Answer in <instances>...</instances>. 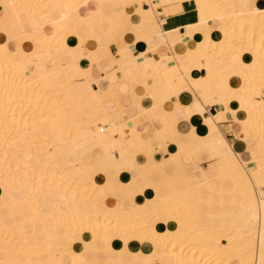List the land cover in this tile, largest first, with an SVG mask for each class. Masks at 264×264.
<instances>
[{"label":"bare ground","instance_id":"bare-ground-1","mask_svg":"<svg viewBox=\"0 0 264 264\" xmlns=\"http://www.w3.org/2000/svg\"><path fill=\"white\" fill-rule=\"evenodd\" d=\"M88 1L96 0H0V264H149V259L152 264H250L253 260L264 264V0H254L250 8L246 0H171L198 16L186 27L193 32L191 44L180 41L182 51L172 52L174 63L159 58L175 73L186 70L189 82L201 64L206 76L215 78L214 84L204 80L203 88L211 98L234 93L238 102L219 99L215 102L218 112L222 117H240L232 120L239 127L235 137L252 142L257 154L253 156L247 147L251 157L241 159L219 130L210 131L193 148L178 141L174 132L169 140L158 141V148L165 147L171 154L170 161L158 160L157 151L150 159L132 163L133 168L116 167L111 161L103 164L113 142L126 140L119 133L93 148L82 136L83 131L91 132L95 143L100 119L107 116L105 106L114 98L101 88L76 93L75 79L66 72L73 68L87 79L92 69L81 61L108 59L117 64L106 49H85L84 31H76L70 23L69 14ZM156 1L154 11L163 7L165 14L167 0ZM46 2L52 7L47 8ZM95 5L88 12L92 23L81 18L85 31L92 32L89 40L95 39L101 25L118 30L127 24L112 10ZM154 11L150 18L130 24V31L144 41L160 30L167 45L178 43L169 42L170 34L159 28ZM42 15L45 22L30 26L31 20ZM9 42L16 44L17 57L9 50ZM25 44L30 52L23 50ZM160 46L164 44L156 47ZM62 54L70 57L69 62L61 61ZM41 56L49 68L37 72L29 60L43 66ZM123 74H127L125 68ZM231 103L236 107L231 108ZM87 117L92 120L85 121ZM183 154L190 156L189 162H183ZM200 154L216 159L208 167L217 174L206 175ZM185 168L192 174H186ZM122 174L137 185L144 181L137 194L130 195V190L126 195L130 202L147 188L153 191L133 210L128 204L105 202L127 189L120 184ZM213 179L231 182L229 191H219L221 203L241 211L222 217L221 226L200 223L202 200L207 209L213 207L209 200ZM154 199L161 202L160 207L154 206ZM158 221L162 225L157 226ZM233 231L237 239L219 243L221 238L216 236ZM195 232H203V240H212L214 246L207 248L203 240L196 241ZM250 236H255V251L250 248Z\"/></svg>","mask_w":264,"mask_h":264},{"label":"crops","instance_id":"crops-1","mask_svg":"<svg viewBox=\"0 0 264 264\" xmlns=\"http://www.w3.org/2000/svg\"><path fill=\"white\" fill-rule=\"evenodd\" d=\"M95 2L107 12L112 10L117 18L127 22L128 25L126 24L118 30H112V28L101 25L94 32L95 39H92L93 41L89 40L93 36L92 32L85 31L84 23L86 22H83L81 18L84 17L92 23L93 18L90 17L88 12L95 8ZM95 2L88 1L78 11L71 12L69 14L70 23L76 31H84L82 38L85 41L88 40L84 45L85 49L94 50L97 47L106 49L107 54L117 61V64L115 66L112 65L108 59H101L100 62L95 58L85 59L79 64H87L90 70L92 69L89 78H82L79 72L73 68H69L66 75L75 79V91L78 94H88L87 92H89L90 88L92 90L101 88L105 92H111L113 95L114 99L111 100L113 102L109 101L105 106L107 116H103L100 119L101 129L95 135V143L92 140L91 132H82V136L87 140L90 148H93L95 144H104L105 138L116 139L117 133L120 134L121 139H126L120 142L116 140L113 142V150L110 154L107 153L105 155L103 164L111 161L109 164H114L116 167L133 168V164L142 162L143 159L144 161L147 158L150 159L152 153L155 154L157 151L160 152L155 156L158 160H169L170 155L167 153L166 148L159 149L158 145L160 140H169L174 135V132L179 135L178 141L185 142L187 146H199L200 140L210 131L219 130L225 142L241 159L248 160L251 157L247 147H251L250 150L253 152V156L257 154L252 142L246 144L240 138L235 137L238 134L237 130H239V127L233 124L232 120L239 116L228 114L222 117L218 112L220 109L215 102H218L219 99L227 98L230 102H238V97L234 93L230 92L226 97L220 95L218 99L209 97L207 91L203 88L204 80L208 79L211 84H214L215 78L213 76L208 78L201 64H199V71L195 73L197 76H194L189 82L186 70L177 69L175 73L170 70L167 64L159 62V58L166 57L170 64L174 63L173 53L182 51L179 42L191 44L190 36H193V32L186 27L195 22L197 14L189 11L182 4L179 9L171 0H167L168 4L166 12L164 11L165 14L163 13V7L158 6L155 11L152 8L156 6V0H151V3L149 0H136V2L131 1L130 3H123L118 0H96ZM46 7L51 8V2H46ZM153 11L156 14V19H158L159 28H165L170 34L169 42L178 43L172 46L167 45V38L160 30L150 34L151 36H147L145 40L143 39L144 41L137 39L136 35L130 31L132 30L131 25H137L140 19L150 18L153 15ZM50 15L54 17L53 10L50 11ZM96 16L100 17L99 15ZM45 21L46 16L42 15L37 20H31L30 26L34 27L39 22ZM161 44H164V46L156 47ZM8 48L12 55L17 57L16 44L9 42ZM23 50L30 52L31 48L25 44ZM75 54L78 56L80 52L77 51ZM69 60L70 57L62 54V62L66 63ZM29 61L32 68L37 72L43 70L44 67L46 69L49 68V63L45 56H41L43 66L36 59L30 58ZM124 68L127 74H123ZM158 68L164 70L165 74H158ZM62 76L60 75V79L63 78ZM109 85H112L111 88ZM262 100L264 101L263 97ZM233 103L229 105L231 108L236 107ZM224 118L226 119L225 121H223ZM169 142L171 143L172 141L165 143L170 144ZM201 156H204L203 160ZM181 159L183 162H189L190 156L183 154ZM199 160L200 166L206 175L208 177L214 176L215 172H209L208 166L215 162L216 159L208 158L207 154H200ZM95 168L97 169L98 167ZM184 172L188 175L192 174L189 168H185ZM131 173L136 174V171L132 169ZM158 177H155L157 182L160 181ZM118 178L121 186L127 189L125 191H117L114 199L105 200L107 204L110 203L109 205L114 204V202L128 204V209L133 210L136 208V203L141 204L145 197L150 198L153 194V191L147 188L144 190V194L136 195L132 203L127 200L126 195L131 192L130 195L137 194L138 185L131 181L126 174H122ZM209 187L212 190L209 200L213 207L207 209L201 199L199 211L202 213V217L200 223L202 225L211 223L214 226H221L223 224L222 217L230 216L233 212V207L226 201L221 203L222 196L219 191H229L232 188V184L228 180L213 179ZM208 212L212 216H209ZM224 224H228V219L224 220ZM159 225H162V222L158 221L157 226ZM236 234V232L233 233L234 239L238 238ZM198 236L200 237V235ZM202 242L207 248L214 246L211 240L204 239ZM222 242L224 243L225 241L223 240ZM132 245L135 244L131 243L130 246ZM147 262L152 264L153 260L149 259Z\"/></svg>","mask_w":264,"mask_h":264},{"label":"rangeland","instance_id":"rangeland-1","mask_svg":"<svg viewBox=\"0 0 264 264\" xmlns=\"http://www.w3.org/2000/svg\"><path fill=\"white\" fill-rule=\"evenodd\" d=\"M246 2L248 3L247 5H248V7L250 8L251 7V4L250 3H253L254 2V0H246ZM53 54H55V56H57V54H58V51H57V49H54L53 50ZM69 62V61H68ZM85 121H90V120H92L91 118H86V119H84ZM192 148L193 147H196V146H191ZM143 150H144V148H143ZM169 155H171V154H169ZM202 157V160H203V158H204V156H201ZM168 161H170V160H168ZM206 165V164H205ZM204 165V166H205ZM172 175L174 174V172H170ZM216 173V172H215ZM217 174V173H216ZM141 176V175H140ZM158 177V176H157ZM161 179V178H160ZM141 179H139L138 181H140ZM143 184H144V181L142 180V182H139V186H143ZM162 190V189H161ZM161 202L160 201H158V199H154V206L155 207H160V204ZM234 212H235V214L236 215H240V213H241V211H239L238 209L237 210H233ZM241 222H238V224H240ZM166 224H170V222H167ZM172 228L174 227V224H172V225H170ZM227 226V225H226ZM252 226L254 227V228H256L257 226L256 225H254V224H252ZM197 228L196 227H194L193 228V230H196ZM233 233H235V231H233V232H231L230 234H228L229 235V237H228V235H225L226 233L225 232H221L220 234H219V236H216V234L214 235V236H216V238L219 240L220 238V241H219V243L220 244H223V245H226L227 244V240H228V238H230V240L232 239L233 241L235 240V239H233ZM194 235H196V241H198L199 242V240L201 239V241H202V239L204 238V233L203 232H195V234ZM198 235H200V237L198 236ZM217 235H218V233H217ZM255 235V234H254ZM223 236H226V237H222ZM255 236H250V239L251 240H253V241H251L252 242V244H251V247L250 248H252V250H254L255 251V248H256V241H255V238H254ZM223 239H224V243L222 242L223 241ZM222 240V241H221ZM212 241V240H211ZM147 251V250H146ZM145 251V252H146ZM149 252V251H148ZM250 264H255V260H253Z\"/></svg>","mask_w":264,"mask_h":264}]
</instances>
